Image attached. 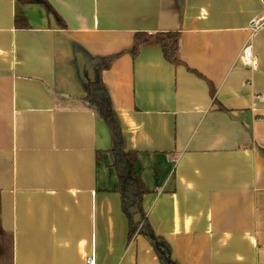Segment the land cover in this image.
Instances as JSON below:
<instances>
[{
    "label": "crops",
    "instance_id": "0c3cea01",
    "mask_svg": "<svg viewBox=\"0 0 264 264\" xmlns=\"http://www.w3.org/2000/svg\"><path fill=\"white\" fill-rule=\"evenodd\" d=\"M48 1L65 28L42 6L0 0V225L13 264L92 253L97 264H167L162 253L264 264V26L251 30L264 0ZM168 32L183 64L158 40L133 56L137 33ZM98 71L124 149L138 153L158 243L141 228L130 238L111 132L89 99Z\"/></svg>",
    "mask_w": 264,
    "mask_h": 264
},
{
    "label": "trees",
    "instance_id": "16d2710c",
    "mask_svg": "<svg viewBox=\"0 0 264 264\" xmlns=\"http://www.w3.org/2000/svg\"><path fill=\"white\" fill-rule=\"evenodd\" d=\"M23 5H38L42 6L48 15L52 16L60 27L65 28L66 25L63 19L55 11L48 0H17ZM16 25L18 28H28L29 24L26 19L17 17ZM158 40L161 43L164 58L173 64H183L179 59L180 53V33L168 32L158 33L156 35H149L147 33H137L135 37L133 56L136 57L139 53L140 46L148 41ZM81 63L89 62L82 52L78 53ZM90 93L89 99L95 106L101 119L109 127L113 139V148L111 153L114 157V167L118 171L120 180V194L122 198V209L130 217L131 221L135 214V209L141 214L142 220L138 225L131 226L130 238L136 233L138 228L146 234L154 243H158V239L147 222L146 216L141 208L144 195L148 191L141 179L140 173L137 169L138 153L134 151H125L123 130L119 122L116 120L112 110L110 99L106 90L104 89L100 71H98V78L90 81L88 80ZM211 93L214 96L215 90L212 88ZM167 264H173L166 253H162ZM14 258V242L12 234L5 232L0 225V264H13Z\"/></svg>",
    "mask_w": 264,
    "mask_h": 264
},
{
    "label": "built area",
    "instance_id": "2783aa9c",
    "mask_svg": "<svg viewBox=\"0 0 264 264\" xmlns=\"http://www.w3.org/2000/svg\"><path fill=\"white\" fill-rule=\"evenodd\" d=\"M264 26V16L260 19H256L252 21L251 23V30L253 33L259 31ZM242 59L246 66L255 68L256 67V61L255 57L253 55V49L252 45L248 44L245 46L243 52H242ZM86 264H97L96 263V256L94 253L89 255L86 259Z\"/></svg>",
    "mask_w": 264,
    "mask_h": 264
},
{
    "label": "water",
    "instance_id": "95a60500",
    "mask_svg": "<svg viewBox=\"0 0 264 264\" xmlns=\"http://www.w3.org/2000/svg\"><path fill=\"white\" fill-rule=\"evenodd\" d=\"M90 79L92 80L93 77H90ZM133 220H134V223L137 224V225L141 223L142 216H141L140 213H138V210H136V213H135V215H134Z\"/></svg>",
    "mask_w": 264,
    "mask_h": 264
}]
</instances>
